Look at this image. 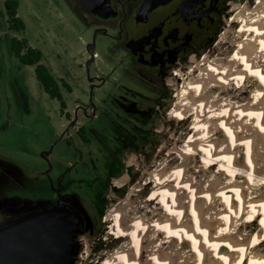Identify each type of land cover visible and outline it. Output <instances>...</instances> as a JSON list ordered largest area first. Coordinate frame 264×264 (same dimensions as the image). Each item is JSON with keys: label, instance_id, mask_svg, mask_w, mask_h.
<instances>
[{"label": "rangeland", "instance_id": "1", "mask_svg": "<svg viewBox=\"0 0 264 264\" xmlns=\"http://www.w3.org/2000/svg\"><path fill=\"white\" fill-rule=\"evenodd\" d=\"M4 1L0 0V224L48 207L55 199L53 188L56 186L62 197L74 203L85 218L83 227L75 234L77 249L72 264H96L121 243L109 232L112 220L105 222V213L130 191L136 193L134 189L139 181L152 172L158 161L180 158L177 150L182 149L189 121L171 117L169 111L182 80L177 74L166 78L167 84L163 86L168 98L163 104L157 102L155 91L142 84L148 95L138 98L137 106H126L132 114L123 112L113 101L123 92L117 87L121 79L115 78V73L109 74L112 63L117 60L112 51L115 44L109 35L111 30L96 34L98 25L90 23V17L77 0H18V14L25 22V29L13 33L7 26ZM253 1L229 0L225 18L219 23L213 41L191 53L174 71L184 73L204 53L215 56L221 48L230 45L229 41L217 42L225 31L227 39H232L233 29L238 27V23L232 24L236 4L251 6ZM11 35L27 38L32 47L41 51V62L53 76L67 82L72 91L60 87L65 108L43 89L36 78L35 65L23 64L14 55L9 45ZM250 89H246L245 95H249ZM92 111L95 116L86 118ZM131 115H135V119L129 118V122L127 118ZM70 118L76 119L67 129ZM128 122L130 125L135 122L136 126H131L136 127V133ZM81 125L83 135L94 141L95 152L77 138L74 131L80 130ZM244 125V129L254 128ZM89 128L97 132L95 137L89 133ZM114 131L122 135L114 138ZM146 131L149 138L140 143ZM262 138L264 141V136ZM135 145L137 147H132ZM161 149L162 154H159ZM169 150L175 152L172 157H167ZM200 156L197 153L188 157L185 165L202 163ZM119 158L123 171L117 175L121 167ZM215 170L216 167L207 170L206 177ZM216 172L226 174L223 170ZM76 177L83 179L80 186L69 182ZM220 177L217 182L212 180L215 187ZM115 178H122L121 186L115 184ZM64 185H67L66 190ZM76 186L80 188L77 197L72 196ZM145 195L146 192L142 197ZM129 199L133 201L136 196ZM103 201L106 210L99 216ZM213 205L217 207L216 203ZM253 224L252 228H256L257 222ZM176 245L178 249L183 248ZM96 246L102 248L97 251Z\"/></svg>", "mask_w": 264, "mask_h": 264}, {"label": "bare ground", "instance_id": "2", "mask_svg": "<svg viewBox=\"0 0 264 264\" xmlns=\"http://www.w3.org/2000/svg\"><path fill=\"white\" fill-rule=\"evenodd\" d=\"M235 7L232 39L225 31L217 42L230 45L176 73L182 82L169 115L189 121L180 158L158 161L136 193L105 213L121 243L96 264H264V0ZM197 153L202 163L186 166ZM213 167L226 174L215 170L207 178Z\"/></svg>", "mask_w": 264, "mask_h": 264}, {"label": "flooded vegetation", "instance_id": "3", "mask_svg": "<svg viewBox=\"0 0 264 264\" xmlns=\"http://www.w3.org/2000/svg\"><path fill=\"white\" fill-rule=\"evenodd\" d=\"M77 2L90 17V23L98 25L94 31L96 34L98 31L103 34L108 30L112 31L109 35L115 44L112 51H115L117 60L112 63L109 74L115 73L114 77L121 79L117 87L123 92L114 97L113 101L115 107L123 112H128L126 106H137L138 98L148 95L144 92L142 84L148 85L152 92L155 91L157 102L163 104L168 98L167 89L163 86L167 84L166 78L176 74L178 70L174 71V67L186 61L191 53H196L213 41L229 4V0H162L152 4H144V0H110L116 15L99 17L88 11L78 0ZM56 81L59 90L61 87L62 90L72 91L64 79L59 78ZM60 93L61 98L56 99L60 101L61 107L65 108L61 90ZM94 116L95 111H92L86 118ZM131 116L127 118L129 122V118L135 115ZM75 119H69L71 121L67 129ZM83 125L79 126L80 130L77 128L74 132L77 138L85 141L95 152L94 141L81 132ZM131 125L136 126L135 122ZM131 125L130 129L136 133V127ZM89 133L93 137L97 134L93 128H89ZM121 135L114 131L113 137L119 138ZM45 173L48 175V171ZM82 180L76 177L71 178L69 182L80 186ZM67 185L62 187L66 190ZM78 188L76 186L72 190V196H78ZM53 189L55 199L48 207L61 200L69 204L71 209L79 211L74 203L62 197L58 187L54 186Z\"/></svg>", "mask_w": 264, "mask_h": 264}, {"label": "water", "instance_id": "4", "mask_svg": "<svg viewBox=\"0 0 264 264\" xmlns=\"http://www.w3.org/2000/svg\"><path fill=\"white\" fill-rule=\"evenodd\" d=\"M99 17L115 16L110 0H78ZM162 0H144L152 4ZM59 200L0 224V264H72L75 234L83 225L77 209Z\"/></svg>", "mask_w": 264, "mask_h": 264}, {"label": "trees", "instance_id": "5", "mask_svg": "<svg viewBox=\"0 0 264 264\" xmlns=\"http://www.w3.org/2000/svg\"><path fill=\"white\" fill-rule=\"evenodd\" d=\"M4 4L7 10L8 29L10 31H13V33L23 31L25 29V22L18 14V0H5ZM1 15L2 10L0 9V16ZM9 45L14 55L17 56L23 64L35 65L34 71L36 78L43 86V89L49 94V96L51 98L60 99L61 93L55 77L53 76L49 68L41 62V51L37 48L32 47L29 44L27 38H18L15 35L10 36ZM148 138L149 134L148 131H146V137L142 139L140 143L146 142ZM132 147H137V145ZM118 160L120 163L121 159L119 158ZM120 166V172L117 175H119L123 171V165L121 163ZM109 179L106 181L105 185L108 183ZM105 210V202L103 201L102 210L100 211L99 216H101ZM101 248L102 247L100 246H96L95 250L99 251Z\"/></svg>", "mask_w": 264, "mask_h": 264}]
</instances>
